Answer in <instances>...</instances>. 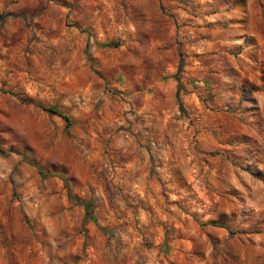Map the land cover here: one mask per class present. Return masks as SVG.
<instances>
[{"label": "rangeland", "instance_id": "rangeland-1", "mask_svg": "<svg viewBox=\"0 0 264 264\" xmlns=\"http://www.w3.org/2000/svg\"><path fill=\"white\" fill-rule=\"evenodd\" d=\"M0 264H264V0H0Z\"/></svg>", "mask_w": 264, "mask_h": 264}, {"label": "trees", "instance_id": "trees-1", "mask_svg": "<svg viewBox=\"0 0 264 264\" xmlns=\"http://www.w3.org/2000/svg\"><path fill=\"white\" fill-rule=\"evenodd\" d=\"M178 93L179 91H177V96H178ZM40 108L48 113H51V114H56L58 116H60L66 123V125L69 124V117L61 112H59L56 108L54 107H43V106H40ZM182 109V106L180 104V110ZM68 194L70 196V198H72L77 204L81 205L84 209V216L86 219H92L93 218V205L91 202L89 201H83L81 199H79L78 197L76 196H72L69 189H68Z\"/></svg>", "mask_w": 264, "mask_h": 264}]
</instances>
